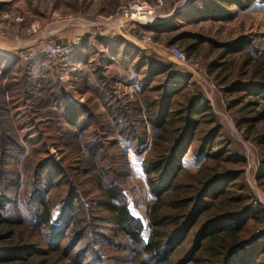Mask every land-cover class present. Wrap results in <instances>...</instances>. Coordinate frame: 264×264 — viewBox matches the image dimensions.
Segmentation results:
<instances>
[{
	"label": "trees",
	"instance_id": "trees-1",
	"mask_svg": "<svg viewBox=\"0 0 264 264\" xmlns=\"http://www.w3.org/2000/svg\"><path fill=\"white\" fill-rule=\"evenodd\" d=\"M250 11L264 0H191L143 30L200 62L264 195V34L221 41L201 27ZM246 165L189 75L120 37L88 35L59 66L0 54V264H264Z\"/></svg>",
	"mask_w": 264,
	"mask_h": 264
},
{
	"label": "rangeland",
	"instance_id": "rangeland-1",
	"mask_svg": "<svg viewBox=\"0 0 264 264\" xmlns=\"http://www.w3.org/2000/svg\"><path fill=\"white\" fill-rule=\"evenodd\" d=\"M137 0H0V54L19 58L20 64L25 65L35 57H43L41 54L43 44L54 42L60 45L82 42L88 35L97 37H107L114 39L120 37L126 43L144 51L146 56H156L174 64L180 72L189 75L190 83L210 102L219 126L225 135L232 141L238 153L246 159L245 180L250 191L256 200L264 206V195L259 192L254 183L255 177V155L252 147L243 142L235 130L229 114L224 110L223 101L216 92L214 85L206 78L204 69L199 61L187 60L183 64H178L167 53L170 48L178 49L176 45L168 46L167 38H160L154 41L150 33L143 30L153 26L152 21L145 24H132L122 26L113 21L116 17H123L121 11L129 4ZM155 11L154 22L157 24L166 22L175 13L183 11L191 0H140ZM130 15V14H128ZM138 23H141L140 21ZM144 23V22H142ZM125 25V26H124ZM124 26V27H123ZM93 27V28H92ZM200 27V26H199ZM205 30L209 29L211 34L216 35L221 41H234L239 37L259 36L264 34V12L250 11L238 14L236 19L224 24H202ZM150 38V44H142L141 38ZM77 47V46H76ZM74 47L73 49H75ZM72 49V50H73ZM183 53V52H182ZM184 54V53H183ZM185 56V55H184ZM67 58V57H66ZM66 58L59 62L54 60L55 65H61ZM58 71V70H57ZM16 79H24V74L11 72ZM61 74L60 71H58ZM49 74L53 75L49 72ZM49 76V80L51 78ZM12 76V75H11ZM61 83L68 93L70 101H77L79 104L85 103L90 94L80 95L76 91L70 94L72 86L67 76L60 75ZM123 93V88L119 87ZM74 89V88H73ZM137 90L131 87L124 92L128 95ZM49 91L43 92L42 96H48ZM88 104V103H87ZM100 103L91 101L89 106L97 114H103ZM50 155L55 156L54 150H48ZM144 153L140 156L133 155L129 151V160L136 166L140 164ZM32 157V156H31ZM33 158V157H32ZM186 160H189L187 156ZM188 166L193 167L191 163ZM137 181H134L136 183ZM142 199L139 202V212L142 215Z\"/></svg>",
	"mask_w": 264,
	"mask_h": 264
},
{
	"label": "built area",
	"instance_id": "built-area-1",
	"mask_svg": "<svg viewBox=\"0 0 264 264\" xmlns=\"http://www.w3.org/2000/svg\"><path fill=\"white\" fill-rule=\"evenodd\" d=\"M121 13L123 14V17L121 16L112 19L121 26L122 23H125V25H130L129 23H132L133 25L145 24L146 21H152L151 24L154 25L157 24V22L153 21L155 17L154 9L149 8L148 6H146L145 3L141 2L140 0H137L136 2H133L126 6L121 11ZM139 21L141 23H138ZM150 41L151 40L148 37H143V39L141 38L142 44H150ZM78 45L79 42H74L73 44L67 45H60L54 42H47L43 44L40 55H42L47 60H59V62H61L71 53L72 49ZM167 53L178 64H183L186 61L184 54L178 49L170 48L169 50H167Z\"/></svg>",
	"mask_w": 264,
	"mask_h": 264
},
{
	"label": "crops",
	"instance_id": "crops-1",
	"mask_svg": "<svg viewBox=\"0 0 264 264\" xmlns=\"http://www.w3.org/2000/svg\"><path fill=\"white\" fill-rule=\"evenodd\" d=\"M93 28V27H92Z\"/></svg>",
	"mask_w": 264,
	"mask_h": 264
}]
</instances>
